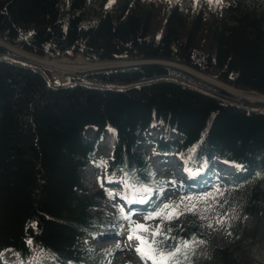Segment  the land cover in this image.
I'll return each mask as SVG.
<instances>
[{"label": "trees", "instance_id": "obj_1", "mask_svg": "<svg viewBox=\"0 0 264 264\" xmlns=\"http://www.w3.org/2000/svg\"><path fill=\"white\" fill-rule=\"evenodd\" d=\"M109 3L0 0V40L23 53L142 62L85 73L91 87L76 77H69L68 86L69 78L49 87L0 47V256L10 249L16 264L39 251L46 264H102L99 253L79 244L93 231L117 232L119 220L98 192L83 187L80 175L97 165L106 179L123 185L135 179L156 191L151 153L138 145H151L152 153L163 156L193 148L197 165L230 162L238 169L233 182L264 178V111L196 90L230 98L178 68L264 97V21L246 13L251 4L205 0L182 13L161 0ZM153 127L161 131L149 143L144 135ZM109 129L115 134L111 155L95 160ZM88 130L94 131L90 137ZM165 224L176 240H203L191 215ZM234 237L244 239L245 232L237 229ZM200 244L181 256L183 264H210ZM217 252L220 264H233L225 250Z\"/></svg>", "mask_w": 264, "mask_h": 264}, {"label": "rangeland", "instance_id": "obj_2", "mask_svg": "<svg viewBox=\"0 0 264 264\" xmlns=\"http://www.w3.org/2000/svg\"><path fill=\"white\" fill-rule=\"evenodd\" d=\"M114 1L119 2L120 0ZM161 1L167 2L166 0ZM181 1L180 4L174 5H169V3H167L170 7H177L182 13H187L194 5L199 8L205 0ZM222 1L226 3L229 2V0ZM244 3L251 4L246 13L253 15L254 18L258 16V18L264 21V0H244ZM234 17L236 16L232 15V18ZM221 21L225 25L230 26L227 22V18H221ZM20 55L32 56L23 52H20ZM59 58H54V60H58ZM125 63L136 65L139 62L130 61ZM114 65V63H110V65L105 68H98L88 72L126 66ZM178 68L188 70L183 67ZM197 76L200 77L201 81L215 86L220 90H224V92L230 95V98L201 89L200 87L199 90H204V92L215 95L226 102L237 105L241 104L248 109L257 107L258 109H252L264 111L263 101L249 100L244 97V94L251 93L241 91L235 92L230 90L233 89L232 87L226 86L213 78L203 77L202 75ZM80 80L83 81L84 79ZM188 86L191 85L188 84ZM227 88H229V90H227ZM241 102H245V104ZM160 131V128L153 127L145 133V140L149 143H153L158 140ZM84 133L88 137L89 133L87 131H84ZM104 138H107L106 133ZM105 139L102 138L103 141L101 142L103 143ZM178 140L179 137L177 135L172 134L170 136L171 143L177 145ZM152 148L151 145L147 144L138 145L136 147V149L141 152L151 153L150 167L156 180L160 184V187L154 192L130 194L125 185L106 179L103 175L102 168L97 165L88 166L82 170L80 177L83 187L88 191L98 192L102 198V203L105 205V209L110 211L115 219L119 220V228L117 232L93 231V233L89 234L81 241L79 248L91 253H99L103 259L102 264H117L116 258L122 254L123 251L131 258V261L129 263L124 262L125 264H144L135 251L139 242L136 239H128L130 221L123 218L120 210H124L123 215L130 216L133 227L136 224L154 226L158 220L146 221L145 216L155 208L162 206L164 203L179 202L182 198L185 204H187V197H193L194 200H198L199 197L206 196L208 193H213L214 199H211L207 203L204 201L197 202L198 212L196 214L187 213L194 218L199 226V231L203 238V243L200 244V247L206 259L210 264H220L218 262L219 254L217 251L225 250L226 253L230 255L229 258L233 264H264V178L257 177L247 183L233 182L230 174H236L238 171L236 168H226L223 164L216 161L210 164L201 162L197 165L193 157V151L189 150L183 153H179L178 150H176L172 156H162L163 159H158L157 155L152 153ZM105 150L109 151L104 146L101 148L98 145L93 158L95 160L108 159L109 154H105ZM168 162H174V167L168 165ZM134 196H138L141 200L146 199L147 203H141V206L135 207L132 205V202H130L133 200ZM235 197H237L239 201H237ZM249 200L250 204L245 207V204ZM181 207H183V205ZM248 210L251 211L250 215L248 214ZM173 220L166 222L171 223ZM237 229L245 232L244 239L234 237V233ZM118 248L121 249V251L123 249V251L121 252ZM37 253L33 258L25 260L21 264H46L43 253L40 251L38 254ZM0 259L2 260V264H16L17 256L15 252L6 250L1 254ZM148 264H151V262H148Z\"/></svg>", "mask_w": 264, "mask_h": 264}, {"label": "snow or ice", "instance_id": "obj_3", "mask_svg": "<svg viewBox=\"0 0 264 264\" xmlns=\"http://www.w3.org/2000/svg\"><path fill=\"white\" fill-rule=\"evenodd\" d=\"M110 4L111 0L109 6ZM124 185L129 190L130 194L140 192L149 193L152 191L151 188L144 185L138 186V181L135 179H132L131 181L125 179ZM211 199H214L213 193H208L206 196L199 197L198 200H194L193 197H187V204H185L183 198L179 202L164 203L162 206L155 208L145 216L146 221H159V223L154 226L136 224L133 227V222H131L130 216L123 215L124 210L121 209L120 211L123 218L130 221L128 239H136L139 242L135 251L144 264H148V262H151V264H183L181 256L186 258L188 251H190L197 243H203V241H197L195 237L176 240L175 237L170 235L172 228L165 224V222L179 219L187 213L196 214L198 212L197 202L204 201L207 203ZM130 202L147 203V200H132ZM182 205L183 207H181Z\"/></svg>", "mask_w": 264, "mask_h": 264}, {"label": "built area", "instance_id": "obj_4", "mask_svg": "<svg viewBox=\"0 0 264 264\" xmlns=\"http://www.w3.org/2000/svg\"><path fill=\"white\" fill-rule=\"evenodd\" d=\"M19 55V54H18ZM19 59H23V61L32 63L35 67H43L46 70V78H41L44 83L51 87L53 83H58L60 80H64L67 77H76L77 79H83L82 75L88 71L96 70L98 68H105L106 66H109L110 63H114V66H119V65H129L128 63L125 62H108L109 65H101L99 67V64H106V63H98V62H89L82 54L77 53L75 54L72 58L69 57H60L58 60H54V58H51L47 55H44L42 57H35L39 58L45 61H52L53 63H60L64 64V68H59V67H53L49 68L46 66L41 65L40 63H33L27 60V57H24L23 55H19V57H15ZM77 60V64H74L76 66H71L70 64ZM213 93V92H212ZM210 96H213L212 94H209ZM215 96V95H214ZM220 101L224 103H228L226 101H223L220 99Z\"/></svg>", "mask_w": 264, "mask_h": 264}, {"label": "bare ground", "instance_id": "obj_5", "mask_svg": "<svg viewBox=\"0 0 264 264\" xmlns=\"http://www.w3.org/2000/svg\"><path fill=\"white\" fill-rule=\"evenodd\" d=\"M168 1H170L172 4H180L182 1L181 0H168ZM16 52V51H15ZM24 57H27V60H29L30 62H33V63H40L41 65H43V66H46L47 65V67H49V68H53V67H59V68H64V64H60V63H53L52 61H45V60H42V59H39V58H35L34 56H26V55H23ZM10 59L13 61V62H15V63H17V64H19V65H24V66H26V67H29V68H31V69H33V70H35V71H37L38 73H40L44 78H46V75H44V74H42L40 71H39V69H38V67H35L34 65H27L26 63H25V61H23V59H19V58H15V57H10ZM20 63H19V62ZM23 63V64H22ZM74 64H77V60H75V61H73L70 65L71 66H76V65H74ZM78 65V64H77ZM101 65H104V66H106V65H109V63H106V64H99V67L101 66ZM110 69V68H109ZM198 75V74H197ZM204 77V76H203ZM69 77H67L66 79H64V80H60L58 83H61V82H63V81H66L67 79H68ZM71 78V77H70ZM70 78H69V83L67 84V85H65V86H68V85H70ZM58 83H56V84H58ZM53 87H60V86H55V85H52ZM63 87V86H62ZM193 88V87H192ZM193 89H195V88H193ZM196 90H199V89H196ZM227 90H229V88H227ZM230 90H232V91H234L233 89H230ZM199 91H202V90H199ZM211 91V90H210ZM202 92H204V91H202ZM235 92H237V90H235ZM240 92V91H239ZM205 93H207V92H205ZM209 94V93H208ZM240 94V93H239ZM243 97V96H242ZM244 97H246V99H249V100H254V101H263L264 102V98H262V97H259V96H256V95H253L252 93L251 94H244ZM243 97V98H244ZM229 103V102H228ZM108 132H110V133H108ZM111 135H113V131L112 130H108L107 131V133H106V136H107V138L105 139V141L103 142V143H100L99 144V147H101L102 148V146H104L106 149H108L109 151H110V147H109V143H110V137H111ZM105 143V144H104ZM189 151H193V149H190ZM110 155V154H109ZM170 163V164H169ZM168 165H171L172 167H174V162H168L167 163ZM118 250H120L121 251V249H119L118 248ZM8 251H10V250H8ZM122 251H123V249H122ZM121 251V252H122ZM39 253V252H38ZM37 253V254H38ZM131 258L129 257V255L126 253V252H124L123 251V253L122 254H120L117 258H116V263L117 264H119V263H124V262H127V263H129L131 260H130ZM125 264V263H124Z\"/></svg>", "mask_w": 264, "mask_h": 264}, {"label": "water", "instance_id": "obj_6", "mask_svg": "<svg viewBox=\"0 0 264 264\" xmlns=\"http://www.w3.org/2000/svg\"><path fill=\"white\" fill-rule=\"evenodd\" d=\"M0 47H2L3 49H5V50H8L9 52H11V53H13V54H19L20 55V52L21 51H19L18 49H16V48H14V47H12V46H9V45H7L6 43H4V42H2L1 40H0ZM16 51V52H15ZM142 64V62H139L138 64ZM145 63H147V62H145ZM184 70V69H183ZM184 71H186V72H188V73H190V74H192V75H194V76H196L197 78H199L200 79V77L199 76H197L196 74H194L192 71L190 72V71H188V70H184ZM222 90V89H221ZM224 91V90H223ZM249 111H251V112H258V111H252V110H249Z\"/></svg>", "mask_w": 264, "mask_h": 264}]
</instances>
